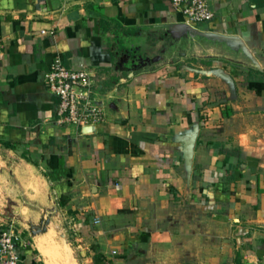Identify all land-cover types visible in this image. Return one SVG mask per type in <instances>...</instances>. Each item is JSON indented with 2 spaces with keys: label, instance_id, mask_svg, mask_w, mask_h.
I'll return each instance as SVG.
<instances>
[{
  "label": "crops",
  "instance_id": "obj_1",
  "mask_svg": "<svg viewBox=\"0 0 264 264\" xmlns=\"http://www.w3.org/2000/svg\"><path fill=\"white\" fill-rule=\"evenodd\" d=\"M206 1L192 24L172 0H0V230L22 264H67L68 228L81 264H223L231 231L264 264V0ZM58 57L93 72L86 132L56 123Z\"/></svg>",
  "mask_w": 264,
  "mask_h": 264
},
{
  "label": "built area",
  "instance_id": "obj_2",
  "mask_svg": "<svg viewBox=\"0 0 264 264\" xmlns=\"http://www.w3.org/2000/svg\"><path fill=\"white\" fill-rule=\"evenodd\" d=\"M187 22L199 24L211 21L215 11L206 0H172ZM47 86L58 96L56 123L59 126L75 125L86 132L105 119V110L98 101L95 80L91 69L68 68L58 57L45 77ZM23 239L14 225L0 230V264H22L19 246Z\"/></svg>",
  "mask_w": 264,
  "mask_h": 264
},
{
  "label": "rangeland",
  "instance_id": "obj_3",
  "mask_svg": "<svg viewBox=\"0 0 264 264\" xmlns=\"http://www.w3.org/2000/svg\"><path fill=\"white\" fill-rule=\"evenodd\" d=\"M64 232L66 233L65 235H66L69 247H67L65 245V243H63V240H61V238H60V242L62 243V249H65L68 254L70 253V254L73 255L72 259L69 256L66 257L67 261L70 260L69 262H67V264H71V263L72 264H75V263L76 264H81L82 263V261H81L82 259L81 258H83L84 256H87V253L89 251V249L86 248V247L90 248L91 244L90 245L86 244V245H84L82 247V246H80V244L81 243L83 244L84 241H81V242L80 241H76V235L72 232L71 229L68 228L67 231H64ZM235 233H236L235 231L228 232L227 233L228 237L226 238V241H222V243H221L222 245H221L220 248H222V251L224 253H226L225 260L222 262L223 264H236L235 263L236 260L238 261V260L242 259L241 256H240V252H238L239 250L236 249L237 246L234 245V243H233L234 241H232V238L234 236H236ZM247 234H250V233H247ZM242 238H244L243 241H245L246 243L249 242L248 240H245V234L242 235ZM212 246H213V243H212ZM151 247L155 248V246L153 244L151 245ZM45 249L46 248H43V250H45ZM80 255H81V257H80ZM73 257H74V259H73ZM68 258H70V259H68ZM150 258L148 260L150 261L149 263H151V264L152 263L153 264H157V263L160 264L162 262L171 264V263H175L177 261L185 262L187 257H183V256H179L178 258L174 257L173 261H172V257H169L167 255H165L163 257L161 255H152V257H150ZM71 260H72V262H71ZM215 263H217V260L215 258H212L211 264H215Z\"/></svg>",
  "mask_w": 264,
  "mask_h": 264
},
{
  "label": "water",
  "instance_id": "obj_4",
  "mask_svg": "<svg viewBox=\"0 0 264 264\" xmlns=\"http://www.w3.org/2000/svg\"><path fill=\"white\" fill-rule=\"evenodd\" d=\"M45 230H46V227H41V226H37V227H35V226H33V225H30V231H31V233H32L33 235H36L37 233H42V232H44ZM60 236L63 238V240H64V242H65V245H66L67 247H69V246H68V242H67L66 235L60 233Z\"/></svg>",
  "mask_w": 264,
  "mask_h": 264
},
{
  "label": "bare ground",
  "instance_id": "obj_5",
  "mask_svg": "<svg viewBox=\"0 0 264 264\" xmlns=\"http://www.w3.org/2000/svg\"><path fill=\"white\" fill-rule=\"evenodd\" d=\"M43 241V240H42ZM41 242V241H40ZM44 244V243H43ZM46 245V244H45ZM44 248V247H43ZM43 248H42V251H43ZM47 248V247H46ZM46 250V249H45ZM50 250V249H49ZM50 253V252H49ZM48 253V254H49ZM50 255V254H49ZM68 259H70V258H68ZM70 261V260H69ZM69 261H67V262H69ZM71 262H72V260H71ZM72 264V263H71Z\"/></svg>",
  "mask_w": 264,
  "mask_h": 264
},
{
  "label": "trees",
  "instance_id": "obj_6",
  "mask_svg": "<svg viewBox=\"0 0 264 264\" xmlns=\"http://www.w3.org/2000/svg\"><path fill=\"white\" fill-rule=\"evenodd\" d=\"M237 262H238V264H241V263H242L241 259H240V260H238Z\"/></svg>",
  "mask_w": 264,
  "mask_h": 264
}]
</instances>
